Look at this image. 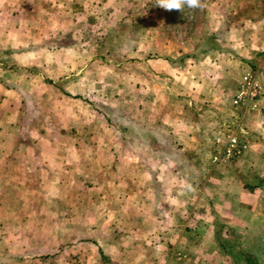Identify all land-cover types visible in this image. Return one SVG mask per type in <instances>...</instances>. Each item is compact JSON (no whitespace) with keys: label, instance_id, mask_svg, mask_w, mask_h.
<instances>
[{"label":"crops","instance_id":"obj_1","mask_svg":"<svg viewBox=\"0 0 264 264\" xmlns=\"http://www.w3.org/2000/svg\"><path fill=\"white\" fill-rule=\"evenodd\" d=\"M46 2L64 18L37 38L68 33L72 43L7 51L0 62V264H29L14 253L61 245L84 264H204L208 252L216 259L222 252L201 247V238L215 242L217 223L244 231L239 210H252L264 186V0H215L194 32L167 36V67L147 72L122 64L133 49L108 47L124 44L129 31L100 22L106 0ZM140 33L130 35L135 44ZM247 72L261 95L240 111L246 147L235 161L214 163V131L234 115ZM136 79L145 85L133 86ZM157 80L167 81L161 130L152 113L122 117L136 104L131 91L154 92ZM226 166L237 171L225 175Z\"/></svg>","mask_w":264,"mask_h":264},{"label":"rangeland","instance_id":"obj_2","mask_svg":"<svg viewBox=\"0 0 264 264\" xmlns=\"http://www.w3.org/2000/svg\"><path fill=\"white\" fill-rule=\"evenodd\" d=\"M27 1L31 0H0V62L5 63V61H3L1 57L5 55L7 51H10L12 53L20 52L27 49H34L36 46L40 45L46 48H51L57 46L58 44L64 50L66 49V45H70L72 43V40L68 36V33H65L61 36H44V38H37L39 30L46 31V29H49V27L52 25L50 24L52 23V18L54 20L56 18H64V13L55 14L51 11H48V5L46 2L47 0H37V4L32 6L31 8L28 7ZM106 1L108 10L105 11L106 15L100 22L104 25H108L111 22H118L117 28H120L122 26V30L125 32V35L126 32L129 31L128 36L125 38L124 44L120 46V44H116L113 42L109 43L108 47L111 49V51H114L113 49L117 46L118 50L123 49V51H127V53L129 52V50H126L127 48L133 49V53L128 56H126V53L123 56L122 64H125L124 66L138 69L140 71L144 70L146 72L148 69L159 70L160 68L163 69V67H167V61H164L166 62V64H162L164 62L160 61V58H163L162 56H167V49L169 48L167 47V36L169 37V35H176L177 31H183L186 33L194 32L195 28L198 26L199 19H202L201 14L203 13V9L206 10L208 5L212 6V3L215 2V0H204L205 6L202 10H198L192 13H188L186 11L185 13H183L176 10L166 11L162 8H159L155 6L156 0ZM21 2L22 4H20ZM77 6L79 5L77 4ZM129 10H132L133 13L131 15L130 13L125 15L124 13L128 12ZM121 17H124V19L127 18V20L122 22ZM79 18H82L85 21V19H88L89 16L80 14ZM40 19H44L45 22L47 21L49 23H47L43 28L36 27L35 23ZM31 21H33V24L31 23ZM8 22H11L12 24L24 22L23 24L27 23L28 27H17L11 30L5 27ZM138 28L141 32V38L135 44L130 35ZM7 42L13 44H7ZM64 52V55H66V51ZM149 58L155 59L156 61L158 60L159 63L153 64V61L148 62L147 59ZM113 60L115 61L116 59L113 58ZM136 80L137 81H133V86L134 84L139 85L140 83L142 85H145L143 84V81H145L146 79ZM145 83L147 84L148 81H146ZM149 83L152 82L149 81ZM155 83L157 84V88H155L154 92H147L143 89H138V91H131L130 94H132L136 104H134L133 106L132 103L129 108H126L127 110H125L122 117H131L132 115H134L137 118H142L148 117V115H151L152 113V117L155 118L154 120H156L157 122L155 123V127L161 130L163 124L167 122V81L157 80L155 81ZM106 106H108V117L112 120V124L115 126L116 124L114 123V121H117V117L115 114L116 108L113 106V104H107ZM238 111L235 110L234 115L230 114L229 116L222 117L221 121L224 122L223 124L233 122L236 119L235 117L241 118L240 111L242 112V110ZM245 111L246 110H244L243 112L245 113ZM161 121L162 123L159 124ZM236 159L224 163H230L235 161ZM222 166L224 165H221L220 167ZM230 169L231 168L226 166V168L224 169V174L227 175L229 173L232 175V171H237V169H231L232 171H230ZM203 175H206V173H204ZM245 175L246 174L241 173L239 181L240 183H245L246 185H248L251 182L249 178H246ZM213 182H215L214 178L211 183ZM206 191L207 189L205 188L204 193H206ZM232 191H237V189L234 188L232 189ZM219 194H222L221 189H219ZM254 195H256V199L253 198L252 201L253 209L239 210L240 214L239 219L237 220H239L240 223L246 222V228L244 231H235L224 224L219 225V223H217L214 225L217 228V239L215 238V242H212V244L204 243L203 238H201V247L206 248L207 250L216 249L222 252L221 255H218V253H216V259H213L212 255H210V253L208 252V255H204L205 259H202L204 264H211L214 262L215 264H242V259L240 256H238L239 251H241L242 249L251 251L256 254H259L261 252V248L263 246L262 244L264 243V186L256 190ZM250 213H253V218L248 221L246 220V216H250ZM45 240H47L50 245L51 237H47L45 238ZM71 243L73 242L71 241L69 244ZM66 245H68V243ZM64 246L65 245H61L58 247L59 250H56L55 248L54 251L48 250L46 252L28 251L14 253V257L19 258L21 255L22 259L26 258L29 260V264H84L79 260V257L73 256L71 253H68V251L64 252ZM23 260L22 262H24ZM95 264L99 263L95 262Z\"/></svg>","mask_w":264,"mask_h":264},{"label":"built area","instance_id":"obj_3","mask_svg":"<svg viewBox=\"0 0 264 264\" xmlns=\"http://www.w3.org/2000/svg\"><path fill=\"white\" fill-rule=\"evenodd\" d=\"M261 95V87L252 72L243 75L238 89L232 99L233 107L238 110H246L254 107ZM231 123L221 124L216 128L213 135L215 150L212 156L214 163H224L238 158L246 147V131L241 124V118ZM239 118V119H237Z\"/></svg>","mask_w":264,"mask_h":264},{"label":"clouds","instance_id":"obj_4","mask_svg":"<svg viewBox=\"0 0 264 264\" xmlns=\"http://www.w3.org/2000/svg\"><path fill=\"white\" fill-rule=\"evenodd\" d=\"M166 11H180L192 13L204 8V0H156V5Z\"/></svg>","mask_w":264,"mask_h":264},{"label":"trees","instance_id":"obj_5","mask_svg":"<svg viewBox=\"0 0 264 264\" xmlns=\"http://www.w3.org/2000/svg\"><path fill=\"white\" fill-rule=\"evenodd\" d=\"M259 254L242 249L238 256L242 259V264H264V243Z\"/></svg>","mask_w":264,"mask_h":264}]
</instances>
